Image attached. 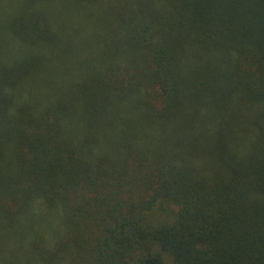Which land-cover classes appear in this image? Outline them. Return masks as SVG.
<instances>
[{
	"label": "trees",
	"instance_id": "trees-1",
	"mask_svg": "<svg viewBox=\"0 0 264 264\" xmlns=\"http://www.w3.org/2000/svg\"><path fill=\"white\" fill-rule=\"evenodd\" d=\"M0 264H264V0H0Z\"/></svg>",
	"mask_w": 264,
	"mask_h": 264
}]
</instances>
